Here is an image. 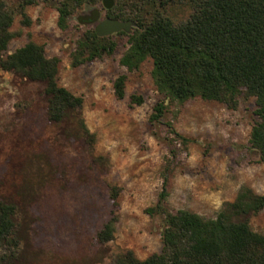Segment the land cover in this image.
Returning <instances> with one entry per match:
<instances>
[{
	"label": "rangeland",
	"instance_id": "374dc122",
	"mask_svg": "<svg viewBox=\"0 0 264 264\" xmlns=\"http://www.w3.org/2000/svg\"><path fill=\"white\" fill-rule=\"evenodd\" d=\"M27 1L31 5L20 7ZM13 13L10 41L4 57L28 42L57 58L58 85L81 97V109L58 123L46 118L43 85L0 70V199L15 208V247L5 246V264H112L132 251L145 260L161 250L163 217L146 214L164 191V208L186 210L213 219L241 187L264 196V164L250 148L258 122L254 98L239 99L236 109L199 98L170 102L157 123L154 105L161 100L146 60L132 73L119 64L128 48L129 33L111 37V55L71 66V55L86 30L77 17L97 9L109 18L102 3L76 10L67 28H58V2L5 0ZM175 24L192 13L188 3L160 10ZM112 19V18H111ZM133 29V28H132ZM131 29V31H132ZM127 77L125 96L117 100L113 83ZM140 96L141 105L130 103ZM79 120L90 137L81 132ZM110 187L119 188L118 222L113 240L98 245L95 234L108 220ZM264 236V209L249 219Z\"/></svg>",
	"mask_w": 264,
	"mask_h": 264
},
{
	"label": "trees",
	"instance_id": "16d2710c",
	"mask_svg": "<svg viewBox=\"0 0 264 264\" xmlns=\"http://www.w3.org/2000/svg\"><path fill=\"white\" fill-rule=\"evenodd\" d=\"M58 2V28L65 30L68 18L78 9L95 6L102 0H54ZM109 18L132 21L128 48L119 60L127 72L137 71L151 60V78L161 96L153 107L151 123L164 116L168 104L199 98L236 109L241 97L254 98L258 122L252 127L249 145L264 164V0H114ZM27 1L20 7L23 13ZM188 3L189 18L175 24L161 12L168 4ZM13 13L0 0V70L32 83L43 85L46 118L58 124L81 109L83 99L58 85L57 58H47L44 48L28 42L10 55L4 53L14 34L10 31ZM123 33V32H122ZM115 43L111 37H98L94 30L84 32L71 55V66L78 67L111 55ZM127 77L120 75L113 83L114 96H125ZM140 96L130 103L141 105ZM81 132L90 137L79 120ZM119 188L110 187L108 220L95 234L98 245L113 240L118 222ZM163 191L146 214L163 217L161 250L138 260L132 251L115 257L112 264H264V236L255 233L249 219L264 209V196L241 187L233 202L225 203L213 219L186 210L167 211ZM16 208L0 199V250L15 247L14 216ZM10 257L0 256V264Z\"/></svg>",
	"mask_w": 264,
	"mask_h": 264
},
{
	"label": "water",
	"instance_id": "95a60500",
	"mask_svg": "<svg viewBox=\"0 0 264 264\" xmlns=\"http://www.w3.org/2000/svg\"><path fill=\"white\" fill-rule=\"evenodd\" d=\"M101 3L106 11L111 10L115 5L114 0H102ZM77 22L93 25L94 33L100 38L109 37L120 32L129 33L135 27L132 21L122 22L111 18L100 20V12L97 9L91 10L88 14L78 16Z\"/></svg>",
	"mask_w": 264,
	"mask_h": 264
}]
</instances>
